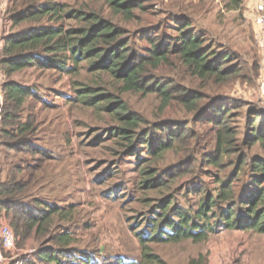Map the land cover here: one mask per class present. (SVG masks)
Listing matches in <instances>:
<instances>
[{
  "label": "trees",
  "instance_id": "16d2710c",
  "mask_svg": "<svg viewBox=\"0 0 264 264\" xmlns=\"http://www.w3.org/2000/svg\"><path fill=\"white\" fill-rule=\"evenodd\" d=\"M97 1L104 2L115 14L125 17L133 16L136 10H146L140 0ZM234 1L235 9L239 8L242 0ZM10 3L13 26L29 27L0 40L3 43L0 70L5 78L0 127L3 141L0 146L7 153L29 156L35 162L25 167L11 166L0 182V218L4 215L9 221L19 247L35 240L40 244L36 256L41 264H92L88 253L73 252L74 234L67 228L59 231L61 227L56 221L70 220L71 213L37 198L31 203L24 202L38 173L46 162L53 160V156L32 145L31 138L37 130L36 118L28 116L24 121L23 113L28 101L39 99L34 89L14 79L29 69L80 77L85 64H89L87 72L98 75L101 82L89 85L83 80L77 81L73 102L96 109L117 123L115 128L99 135L95 144L118 142L124 147L121 151L123 158L135 157L143 191H161L169 187L167 179L172 180L180 173L190 175L197 160L193 142L200 140L201 135L183 123L151 127L146 119L131 112L122 99L123 93L157 95L162 109L178 104L195 113L194 122L208 126L213 135L212 149L203 155V163L217 169V173H207L214 178L217 188L193 187L190 192L201 197L196 212L179 206L173 195L160 200L146 223L152 234L138 233L143 246L184 241L202 243L220 230L264 235V112L251 109L247 114L244 142L248 150L245 151L240 146L242 129L238 121L241 110L249 105L220 99L204 103L205 98L199 93L180 90L166 80L159 83L153 75L161 66L177 61L204 85L224 87L244 78L245 63L233 59L232 54L215 51L204 36L196 33L187 17L174 20L173 37L145 33L143 38L152 47L141 54L132 49L122 28L95 10H76L50 0H10ZM104 75L118 87V93L108 90L103 83ZM257 146L263 154L251 157L249 151ZM178 147L183 151L181 165L188 166V169L178 167L160 171L148 167L152 160L160 162ZM140 150L147 151L151 159L140 157ZM21 162L25 163L24 160ZM144 250L143 263L140 264L163 263L149 253L148 248ZM121 260L116 264H139Z\"/></svg>",
  "mask_w": 264,
  "mask_h": 264
},
{
  "label": "rangeland",
  "instance_id": "374dc122",
  "mask_svg": "<svg viewBox=\"0 0 264 264\" xmlns=\"http://www.w3.org/2000/svg\"><path fill=\"white\" fill-rule=\"evenodd\" d=\"M140 1L146 10H136L133 16L125 17L115 14L102 1L50 0L76 10L100 12L104 18L125 31L132 49L141 54L152 47L143 38L145 33L157 37L163 34L173 37L176 26L174 20L190 19L196 33L204 36L215 51L232 54L233 59L245 63L244 78L224 87L214 84L206 86L177 61L161 66L153 75L159 83L166 80L180 90L199 93L205 98L204 103L220 99L233 104L249 105L241 110L238 121L242 129L240 146L247 151L244 142L247 114L251 109L264 112L263 42L260 38L261 28L255 21L256 7L260 0H242L237 9L234 0ZM11 16L12 5L7 0L4 5H0V23L4 33H17L29 27L23 25L15 28ZM2 36L3 30L0 31V40ZM88 65H83L85 71L80 77L37 69L26 70L14 77L23 86L34 89L39 99L28 101L23 113L24 121L28 116L36 118L37 130L31 143L49 151L53 156V160L46 162L38 173L37 181L25 195L27 198L24 202L31 203L33 198H37L71 213L70 220L56 221L61 227L59 231L69 229L74 234L73 252L88 253L92 264H116L121 259L140 264L143 263L145 248L163 261L155 264H264V235L255 232L220 230L197 244L192 241L141 244L138 233L146 231L148 235L152 234V229L146 223L153 216L160 200L173 195L179 206L196 212L201 197L190 192L193 187L217 188L214 178L207 175L209 171L217 173V169L203 163V155L212 149L213 135L208 126L194 122L195 113L188 112L178 104L162 109V102L157 95L123 93L122 99L131 112L146 119L151 127L163 123H183L201 135L200 140L193 142L192 148L197 160L190 175L180 173L172 179L174 182L167 179L169 187L161 191H143L140 168L135 157L123 158L121 151L124 147L118 142L101 141L95 144L99 135L115 128L117 123L96 109L73 102L77 81L83 80L89 85L101 82L98 75L87 72ZM102 79L108 90L119 92L108 76L104 75ZM4 82L5 78L0 73V93ZM2 141L0 137V143ZM7 152L0 147V172L4 171L1 178L5 179L13 165L25 167L35 164L29 156ZM249 154L258 157L263 152L257 146ZM140 157L151 159L145 150H140ZM183 159V151L178 147L162 161L152 160L148 167L160 171L178 167L186 170L188 166L181 165ZM0 220V224H9L4 215ZM39 245L35 240H30L19 247L17 242L13 252L2 253L6 259L2 264H41L36 256Z\"/></svg>",
  "mask_w": 264,
  "mask_h": 264
},
{
  "label": "built area",
  "instance_id": "2783aa9c",
  "mask_svg": "<svg viewBox=\"0 0 264 264\" xmlns=\"http://www.w3.org/2000/svg\"><path fill=\"white\" fill-rule=\"evenodd\" d=\"M6 3V0H0V5H4ZM257 17H256V23L259 25L260 29V38L262 40L261 48L263 49V55H264V1L260 0L257 3ZM3 43L0 42V53L2 52ZM1 59V56H0ZM1 73V70H0ZM2 105H0L1 107ZM0 119H1V109H0ZM18 242V238L16 237L13 229L10 227L7 223H1L0 224V264L5 262V258L3 256V252L11 253L15 250L16 245Z\"/></svg>",
  "mask_w": 264,
  "mask_h": 264
},
{
  "label": "crops",
  "instance_id": "0c3cea01",
  "mask_svg": "<svg viewBox=\"0 0 264 264\" xmlns=\"http://www.w3.org/2000/svg\"><path fill=\"white\" fill-rule=\"evenodd\" d=\"M7 1V0H6ZM1 30H3V36H2V38L3 37H5V36H7L9 33H4V29H3V25H2V22L0 23V31ZM3 104V95H2V88H1V93H0V105H2ZM1 147V146H0ZM2 148V147H1ZM0 175H3V173H1L0 172ZM4 179V177L3 178H1V176H0V182H1V180H3Z\"/></svg>",
  "mask_w": 264,
  "mask_h": 264
}]
</instances>
